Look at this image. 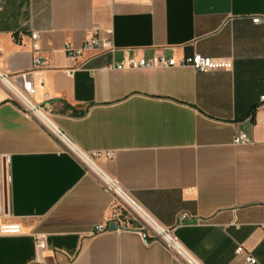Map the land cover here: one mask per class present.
Returning a JSON list of instances; mask_svg holds the SVG:
<instances>
[{
  "label": "crops",
  "instance_id": "obj_1",
  "mask_svg": "<svg viewBox=\"0 0 264 264\" xmlns=\"http://www.w3.org/2000/svg\"><path fill=\"white\" fill-rule=\"evenodd\" d=\"M96 30L111 51L84 50ZM195 55L227 67H127ZM22 73L34 104L201 264H264V0H2L0 74ZM0 203L23 229L0 237V264H185L3 84Z\"/></svg>",
  "mask_w": 264,
  "mask_h": 264
},
{
  "label": "built area",
  "instance_id": "obj_2",
  "mask_svg": "<svg viewBox=\"0 0 264 264\" xmlns=\"http://www.w3.org/2000/svg\"><path fill=\"white\" fill-rule=\"evenodd\" d=\"M2 0H0V8ZM254 24H261L262 20L257 18L253 20ZM96 30L94 35L85 43L84 50H99L111 51V44L107 41H101L97 36ZM38 35H33V39L37 40ZM67 55L72 60H77L81 52L76 51L72 45L66 46ZM45 65L40 58L35 60V68H41ZM120 69L126 68L124 64L117 66ZM128 68L133 70L153 69L156 67L174 68L187 67L193 69L195 72H209L214 69H224L226 64L215 62L210 58L201 55H195L192 58H184L180 61L174 58L161 57L158 62L151 60H130ZM83 70V67H78L67 71L69 76H73L75 72ZM0 84L5 85L10 89L18 102L23 113L32 120H35L45 130H47L63 147L90 172H93L103 187L115 196L124 207L136 217L147 229L152 231L153 239L161 243L169 252L181 258L185 264H201L182 244L174 234L173 229L164 228L161 226L142 206H140L127 192H125L118 183L104 173L96 164V159L100 157L98 153H87L81 150L63 131H61L53 122V111L51 106L45 105L43 107L37 106L33 102L35 94L34 85L30 73H22L14 78L3 76L0 74ZM262 108L264 109V97L261 99ZM248 142L246 136H240L235 143L244 144ZM110 157V155H108ZM3 206L0 203V237L1 236H21L23 234L22 226L18 223L7 222L3 220ZM185 216L179 218V225L185 219ZM119 216L115 215L113 220L117 221ZM108 230L104 225L98 226L95 234H101ZM47 236L44 234L35 235L36 249L38 253H43L47 249ZM242 248L237 249V255L242 254ZM248 264H256V260L248 256Z\"/></svg>",
  "mask_w": 264,
  "mask_h": 264
},
{
  "label": "water",
  "instance_id": "obj_3",
  "mask_svg": "<svg viewBox=\"0 0 264 264\" xmlns=\"http://www.w3.org/2000/svg\"><path fill=\"white\" fill-rule=\"evenodd\" d=\"M118 229V226L116 225V224H113L112 226H111V230H117Z\"/></svg>",
  "mask_w": 264,
  "mask_h": 264
}]
</instances>
